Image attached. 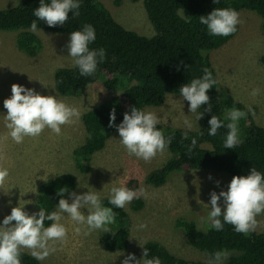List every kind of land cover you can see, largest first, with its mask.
I'll return each mask as SVG.
<instances>
[{
    "label": "rangeland",
    "instance_id": "374dc122",
    "mask_svg": "<svg viewBox=\"0 0 264 264\" xmlns=\"http://www.w3.org/2000/svg\"><path fill=\"white\" fill-rule=\"evenodd\" d=\"M99 1L124 27L146 36L154 34L142 0ZM16 4L17 0H0V8ZM238 12L243 21L238 25V31L223 45L206 51V54L216 71L220 96L226 92L245 109L246 105H251L253 111L249 114L253 121L264 126V93L257 97L250 95L254 87L264 89V35L260 29L261 19L253 10L240 9ZM16 33L15 30L0 29V166L9 169V177L0 185V220L18 204H24V209L30 214L37 212L39 184L58 173L74 174L76 187L73 191H87L84 187L92 186L102 197L107 196L113 184L129 187V181L135 179L136 189H144V195L141 196L143 205L138 210H133L130 204L124 208L130 228V245L126 250H106L99 241L100 231H93L87 236L77 234L73 231L70 219L66 218L67 240L58 245V251L43 264H122L124 256L129 252L141 258V246L147 240H157L176 256L206 260V252L188 242L174 222L177 217H187L199 228L200 219L206 217L209 211L206 204L210 200V193H219L231 179L224 172L207 168L174 172L164 184L154 186L146 181V175L166 161L171 155L169 150L149 162L129 157L119 142L115 128L105 146L92 155L89 171L81 173L72 154L85 137L81 118L71 125L62 126L61 135L46 128L39 137H26L21 144H16L8 136L3 120L6 112L3 101L11 95L13 83L32 88L42 95H57L67 104L78 107L81 113L121 92L120 89L106 87L104 75L98 74L77 95L58 93L53 84V73L59 66H72L66 47L70 32L42 30L36 33L41 37L42 47L34 56L24 53L15 45ZM182 99L178 94L168 93L163 104L147 105L142 109L157 112L163 132L167 127L186 128L185 119L192 121L193 130H196L198 126L195 116L188 113V102L185 100L182 103ZM122 119L123 115L117 124ZM201 146L209 147L206 143ZM257 221L256 230H262L264 215L258 216ZM140 222H146L148 227L137 232L135 225Z\"/></svg>",
    "mask_w": 264,
    "mask_h": 264
},
{
    "label": "trees",
    "instance_id": "16d2710c",
    "mask_svg": "<svg viewBox=\"0 0 264 264\" xmlns=\"http://www.w3.org/2000/svg\"><path fill=\"white\" fill-rule=\"evenodd\" d=\"M147 17L154 29V34L146 36L120 24L112 13L99 0H83L80 15L72 17L63 26L49 27L43 21L38 28L53 32H71L78 30L85 23L94 26L96 41L90 48L106 49V59L98 65L93 76L83 77L77 69L67 66L55 68L53 84L56 91L63 95H77L98 74L104 75V84L109 89H120L121 92L101 102L81 115L85 129L83 142L73 149L78 171L85 173L90 169L92 155L101 150L115 127H109V113L114 108L115 124L129 106H159L163 104L166 94L179 95L180 85L194 77L202 75L207 67L217 80V84L207 91L212 109L204 112L198 121V129L189 131L183 127H167L165 136L171 137L170 156L159 167L149 171L146 181L154 186L164 184L174 172L190 169L207 168L221 171L230 178L233 175H246L251 167L264 173V126L256 124L249 114L239 122L243 142L235 149L223 148L226 128L218 130L215 137L208 136V120L211 115L223 119L226 109L232 107L246 110L245 107L228 93L219 94V84L213 63L206 51L216 49L227 42L228 37H212L204 25L199 23V16L206 15L215 7H230L237 11L249 9L260 17V29L264 35V0H142ZM39 0H20L13 7L0 8V29L15 30V45L28 55H36L42 40L29 30L31 22L36 19L33 9L38 7ZM189 15L190 22L185 23L180 15ZM182 62V63H181ZM207 107L203 105L202 109ZM227 123V122H226ZM161 130L162 125L157 126ZM163 131V130H162ZM203 132L200 136L197 133ZM185 134L188 139H184ZM197 145L191 154H186L191 140ZM208 144L209 147L201 146ZM58 173L39 184L36 205L54 210L59 200L57 194L61 188L73 191L76 177L70 172ZM61 174V175H60ZM129 188L136 189V180L129 181ZM68 193H65L66 197ZM107 205V199H104ZM143 200L134 199L130 203L133 210L142 207ZM116 222L111 225V233L101 232L99 241L109 251L126 250L130 245V228L125 209H114ZM50 222L45 221V225ZM175 226L185 235L188 242L200 250L213 253L224 249L229 253L225 264H264V228L248 236L235 233L231 225H225L223 231L209 230L206 235L187 217H177ZM143 247L150 251V257H158L161 264H206V260L186 259L170 253L157 240H147ZM133 253V252H131ZM135 254V253H134ZM136 255V254H135ZM142 255V250H141ZM136 257L140 259L137 255ZM22 264H40L28 252L22 256Z\"/></svg>",
    "mask_w": 264,
    "mask_h": 264
},
{
    "label": "clouds",
    "instance_id": "9594fccd",
    "mask_svg": "<svg viewBox=\"0 0 264 264\" xmlns=\"http://www.w3.org/2000/svg\"><path fill=\"white\" fill-rule=\"evenodd\" d=\"M82 3L83 0H39L38 7L34 8L32 13L36 19L31 22L29 30L34 34L42 31L38 28L40 21L49 27L63 26L69 19V12L72 17L80 15ZM213 3L218 4L220 0H213ZM17 4H20V0H17ZM180 19L185 23L190 22L189 15L185 13L180 15ZM242 22L240 13L230 7H215L206 15L199 16V23L206 27L208 35L212 37L231 36L238 31V25ZM95 41L96 31L89 23L69 34L66 44L67 56L71 58L72 67L78 70L80 76H93L98 65L106 59L105 48H90ZM216 84L213 72L205 67L201 76L194 77L179 87L182 103L185 100L188 102V113L194 114L198 127L200 126L197 121L202 118L203 113L212 109L207 91ZM262 93L264 89L254 87L250 95L257 97ZM203 105L207 107L201 110ZM3 107L6 109L3 116L4 125L8 136L16 144L23 143L26 137H39L46 128L56 135H61L62 126L79 121L82 115L78 107L67 104L57 95H42L17 83L11 85V95L4 99ZM252 111L251 105H246V110L236 107L226 109L223 119L211 115L208 120V136L215 137L219 129L226 128L223 148H237L243 142L239 122L246 119ZM115 120L116 113L113 108L109 113V127L116 128L119 142L129 157L149 162L168 150L171 137L165 136L157 127L160 124L157 112L131 105L128 111L123 113L119 124H115ZM184 125L189 131L193 130L192 121L185 119ZM197 134L202 136L203 132ZM184 139H188L186 134ZM196 145L197 141L193 138L186 154H191ZM8 177L9 169L0 166V185H3ZM84 188H87V191L75 192L61 188L57 192L60 198L52 211L39 207L37 212L30 214L24 209V204L12 207L10 214L0 220V264H22V256L26 250L33 259L43 264L58 251V245L66 242V218L70 219L73 231L77 234L87 236L93 231L111 233L110 226L116 222L114 209H124L134 199L144 195L143 188L133 189L124 184H113L107 192L105 205V197H102L99 191L94 190L92 186ZM65 193H68L67 198ZM206 205L209 211L206 217L199 221V230L204 235L209 230L223 231L225 225H231L235 233L244 236L254 233L258 227L257 217L264 215V173L251 167L246 175H233L226 188H221L219 193H210V200ZM45 221L50 223L46 226ZM147 227L146 222H140L135 225V230L139 232ZM141 248L140 259L129 252L124 256L122 264H161L158 257H150L147 247ZM204 255L206 264H225L229 257V253L224 249L213 253L206 252Z\"/></svg>",
    "mask_w": 264,
    "mask_h": 264
}]
</instances>
